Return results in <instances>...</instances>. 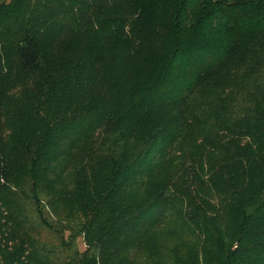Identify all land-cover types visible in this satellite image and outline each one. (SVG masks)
Returning <instances> with one entry per match:
<instances>
[{
  "label": "trees",
  "instance_id": "1",
  "mask_svg": "<svg viewBox=\"0 0 264 264\" xmlns=\"http://www.w3.org/2000/svg\"><path fill=\"white\" fill-rule=\"evenodd\" d=\"M0 51V264H264V0H0Z\"/></svg>",
  "mask_w": 264,
  "mask_h": 264
},
{
  "label": "rangeland",
  "instance_id": "2",
  "mask_svg": "<svg viewBox=\"0 0 264 264\" xmlns=\"http://www.w3.org/2000/svg\"><path fill=\"white\" fill-rule=\"evenodd\" d=\"M0 53H2V51H0ZM7 68L11 71L13 78H18L19 75H21V72L18 71L17 65L15 64L13 56L5 54L3 57H1L0 55V74L2 70ZM159 239H161V236H159ZM76 245H78L80 249L83 247L79 239L76 240Z\"/></svg>",
  "mask_w": 264,
  "mask_h": 264
}]
</instances>
